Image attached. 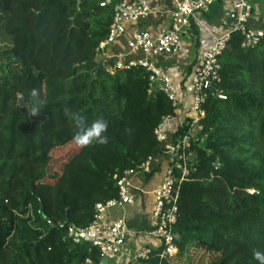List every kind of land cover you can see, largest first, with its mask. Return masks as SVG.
Segmentation results:
<instances>
[{
	"label": "trees",
	"instance_id": "1",
	"mask_svg": "<svg viewBox=\"0 0 264 264\" xmlns=\"http://www.w3.org/2000/svg\"><path fill=\"white\" fill-rule=\"evenodd\" d=\"M103 1L0 0V35L9 42L0 65V264H84L89 255L97 263V251L69 238L67 225H88L95 204L117 196L113 173L159 151L154 130L173 108L165 94L148 95L144 69L111 75L98 61L115 2ZM223 7L218 0L206 20L222 24ZM242 38L233 32L220 56L225 98L211 91L205 103L208 139L194 147L197 169L179 203V253L165 264H257L253 250L264 251V38L247 49ZM33 88L42 102L35 115ZM70 112L89 124L105 120L108 143L77 146ZM31 208L42 225L6 247Z\"/></svg>",
	"mask_w": 264,
	"mask_h": 264
},
{
	"label": "built area",
	"instance_id": "2",
	"mask_svg": "<svg viewBox=\"0 0 264 264\" xmlns=\"http://www.w3.org/2000/svg\"><path fill=\"white\" fill-rule=\"evenodd\" d=\"M113 1L104 0L101 5ZM163 1L166 0H115L108 35L96 47L98 61L111 75L144 69L148 95L165 94L173 111L163 115L154 130L159 151L134 167L113 173L117 196L97 202L88 225H67L69 238L77 244L87 242L97 251L99 261L96 263L89 255L84 264H101L109 257H120L126 264H165L179 253L176 225L180 216L181 190L185 182L192 180L197 169L195 145L208 139L203 125L204 106L211 91H216L219 98H225L218 87L221 82L220 56L233 32L241 33V46L245 49L264 38V16L254 13L253 0H224L227 13L224 29L213 33L211 45L191 63V73L177 80V74L159 65L158 60L185 57L186 38L192 37L193 23L201 21L200 15L207 13L218 0H168L167 5L162 6ZM153 17L160 22L139 27L140 22ZM253 21L260 24L256 26ZM162 164L166 168L162 182L153 191L155 198L148 214L149 227L134 231L124 216L114 217L112 211L132 203L136 192L147 193L143 187L135 186L133 179L153 174ZM212 166L218 169L221 163L216 160ZM132 234L140 237L142 247L130 253L127 240Z\"/></svg>",
	"mask_w": 264,
	"mask_h": 264
},
{
	"label": "crops",
	"instance_id": "3",
	"mask_svg": "<svg viewBox=\"0 0 264 264\" xmlns=\"http://www.w3.org/2000/svg\"><path fill=\"white\" fill-rule=\"evenodd\" d=\"M164 2V3H163ZM162 6H166L168 0L163 1ZM264 3V2H263ZM262 3V5H264ZM206 14V13H205ZM200 15L201 21L194 23L198 30L196 34L192 30V37L186 38V56L183 58L170 57V58H160L158 60L159 65L164 67L166 70L177 74V80H180L183 75H187L188 64L195 60L201 51L208 48L213 41V33L221 32L224 29L223 20L226 18V6L223 7V18L222 24L219 25L218 22H209L206 20V15ZM260 17L264 16V12L258 14ZM160 19L150 18L148 20L149 24H158ZM254 25H259V21L254 22ZM181 75V76H179ZM166 165L162 164L157 167V170L152 174V176H138L133 179V183L137 187H143L147 193H135V198L132 203L127 205L123 209H116L112 211L114 217L124 216L132 230L146 229L149 227L148 214L151 211L154 204V189L162 182L164 171ZM152 242V241H151ZM142 247L140 243V237L132 234L127 240V248L130 253L139 250ZM101 264H125L124 259L120 257H109L103 259Z\"/></svg>",
	"mask_w": 264,
	"mask_h": 264
},
{
	"label": "clouds",
	"instance_id": "4",
	"mask_svg": "<svg viewBox=\"0 0 264 264\" xmlns=\"http://www.w3.org/2000/svg\"><path fill=\"white\" fill-rule=\"evenodd\" d=\"M29 96L35 105L32 108V114L35 115L42 106V102L38 99L39 93L37 89H31ZM66 115H68L77 129L76 134L72 137L77 146L86 148L93 144L106 145L108 143V123L105 120L96 119L89 124L85 116L78 112H70L66 113ZM252 255L257 264H264V251L253 250Z\"/></svg>",
	"mask_w": 264,
	"mask_h": 264
},
{
	"label": "rangeland",
	"instance_id": "5",
	"mask_svg": "<svg viewBox=\"0 0 264 264\" xmlns=\"http://www.w3.org/2000/svg\"><path fill=\"white\" fill-rule=\"evenodd\" d=\"M263 2L264 0H253L255 6V14H261L262 11L264 12V5H262ZM8 54L9 42L2 35H0V65L3 58H5ZM41 225L42 222L41 218L38 217V210L31 208L25 215H23L22 220L18 221L17 228L13 232V234L6 238L5 246L12 249L14 245L18 243V241L22 238V236H25L26 238H31L33 236L34 229H37V227H40Z\"/></svg>",
	"mask_w": 264,
	"mask_h": 264
},
{
	"label": "water",
	"instance_id": "6",
	"mask_svg": "<svg viewBox=\"0 0 264 264\" xmlns=\"http://www.w3.org/2000/svg\"><path fill=\"white\" fill-rule=\"evenodd\" d=\"M18 104H19L21 107H27L28 109H30V108L28 107V105L26 104V102H25V98H24V96H20V97H19Z\"/></svg>",
	"mask_w": 264,
	"mask_h": 264
}]
</instances>
